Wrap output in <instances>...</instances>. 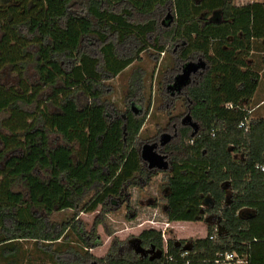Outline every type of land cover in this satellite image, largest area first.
Listing matches in <instances>:
<instances>
[{"label": "trees", "instance_id": "16d2710c", "mask_svg": "<svg viewBox=\"0 0 264 264\" xmlns=\"http://www.w3.org/2000/svg\"><path fill=\"white\" fill-rule=\"evenodd\" d=\"M172 7V0L149 11L131 0H0V72L16 77L15 84L0 81V264L30 261L23 242L55 262L69 254L82 264H182L179 253L189 247L190 264H216V254L225 251L264 264V172L255 168L264 163V117L251 116L260 76L246 62L264 38V2L195 0L177 24ZM147 50L172 53V76L188 63L199 68L181 96L198 131L192 136L182 124L179 137L163 148L170 162L166 217L203 221L210 215L223 232L210 239L215 230L208 224L204 238L170 237L165 252L162 232L145 229L141 244L161 250V257L120 254L116 247L124 242L115 240L96 258L88 249L101 244L97 227L106 214L119 203L129 210L128 188L160 172L139 155L150 100L135 112L105 97L106 82ZM140 71L126 97L142 101ZM245 118L247 131L238 127ZM33 178L64 188L72 216L53 221L55 208L32 198ZM15 187L25 189L18 200ZM98 206L86 230L78 216ZM171 254L177 261H168Z\"/></svg>", "mask_w": 264, "mask_h": 264}, {"label": "rangeland", "instance_id": "374dc122", "mask_svg": "<svg viewBox=\"0 0 264 264\" xmlns=\"http://www.w3.org/2000/svg\"><path fill=\"white\" fill-rule=\"evenodd\" d=\"M116 1V0H110ZM135 6L142 11H149L153 8L157 2L162 3L165 0H131ZM195 0H172L173 14L175 16L176 24L182 19L190 16V7ZM235 5H242L250 1H263L264 0H230ZM166 18L172 16V11H168L165 15ZM194 61V60H192ZM173 65L172 53L166 52L156 54L154 50H147L141 54V59L135 62L132 66L127 68L116 78L110 79L106 82L108 85L105 97L112 103L117 105L119 109H124L125 106L130 104L132 109L137 112H142V106L146 107L150 100V108L148 118L140 132L139 149L146 142L159 143L160 137L163 133L171 135L169 142L175 141L179 137V128L182 125V120L188 114L181 97L184 93L171 94V90L167 89L173 84L172 75H170L169 67ZM140 69L143 75V88L138 93L143 95V100L126 97V93L129 89V83L134 71ZM181 69L174 73L175 76L181 73ZM193 74V75H192ZM196 77L194 73L190 74L189 84L195 83ZM0 81L5 84H15L16 77L14 74L9 73L7 70L0 72ZM178 96V97H175ZM178 98V99H176ZM261 111V110H260ZM258 110L254 109L251 112V116L254 118L258 116ZM4 117V114L0 113V120ZM193 121V120H192ZM184 125V124H183ZM190 128L192 133L193 128L186 124ZM154 137V139H152ZM167 142V143H169ZM166 143V144H167ZM165 144V145H166ZM164 145V146H165ZM162 146H158L161 148ZM169 172L160 171L153 175L148 183L144 186V179L139 178L137 185L128 188L130 196L129 210L125 207V203L118 204V208H112L105 216L106 220L104 224H100L97 227V233L99 235L101 244L89 248L88 251L96 258L105 257L115 240L119 243H123L121 249L116 252L123 254L126 251H131L133 247L128 246L130 241H134L144 229H156L162 232L163 242L165 239L171 236L178 239L173 233L170 226L166 227V182ZM31 193L34 201L43 203L50 207L55 208L51 215L53 221H61L67 219L73 214V210L69 207L65 199L66 191L58 183L50 182L47 185H41L36 179H30ZM139 184V185H138ZM25 189L15 187L13 189V198L18 200L20 197L18 192H24ZM231 191L228 189V195ZM101 211V207L98 206L95 211L79 214V219L84 222L86 230L91 228L93 220L97 214ZM216 217L206 215L203 221L191 222L188 225L175 227L176 232L186 240H192L196 237H190L195 234L203 235L205 232V226L208 224L217 225ZM163 233L165 237H163ZM56 244H54L55 246ZM23 247L31 253L32 259L30 261H24L23 264H37L38 262H44V264H82L79 263L76 257L69 254L60 255L59 262L52 261L47 255L36 252L34 250L32 242H23ZM61 249V248H59ZM92 264V263H90ZM97 264H101L98 262Z\"/></svg>", "mask_w": 264, "mask_h": 264}, {"label": "water", "instance_id": "95a60500", "mask_svg": "<svg viewBox=\"0 0 264 264\" xmlns=\"http://www.w3.org/2000/svg\"><path fill=\"white\" fill-rule=\"evenodd\" d=\"M194 64H186L182 70L181 73L178 74L174 78V82L172 87H176L179 89L181 86L185 85L188 82V79L190 77V74L193 69H195ZM184 124H189L192 128L193 131L191 133L192 136H194L197 131H198V125L196 122L192 121L190 113H188L185 118L183 119ZM171 139V135L168 133H163L160 137L159 143L157 142H146L144 143L140 149H139V155L143 162L146 164L147 168L150 170H157V171H168L170 169V163L168 160V155L166 153H162L158 151V146H164L167 142H169ZM134 241L138 244V249H136V252H141V253H154V255L150 256V259L152 260L153 258H158L162 256V251L161 250H155L153 246L144 249L141 245L140 239L135 238ZM185 249L189 247H184ZM92 264H97L93 262Z\"/></svg>", "mask_w": 264, "mask_h": 264}, {"label": "crops", "instance_id": "0c3cea01", "mask_svg": "<svg viewBox=\"0 0 264 264\" xmlns=\"http://www.w3.org/2000/svg\"><path fill=\"white\" fill-rule=\"evenodd\" d=\"M250 2H252V1H250ZM246 62L249 65L255 67L258 70V73H259V76H260V78H259V86L257 88L258 90H257V93H256V97L254 99L255 102H253V108L251 109V111L254 110V109H257L258 110V112H257L258 116L257 117H264V38L263 39H259V40H257L254 43V47L249 52V55L246 58ZM165 193L167 194V187L165 189ZM165 209H166V207H165ZM191 222H198V221H184V220L169 221L167 219V217H166V222L165 223H166V227L170 226L172 228L173 233L178 238L176 240H180V239H184V238H187V237L180 236L176 232L177 228H175V227L176 226L180 227V226L188 225ZM140 233H138V235ZM206 233H207V226H205V232H204L203 235L195 234V235L190 236V237H196L195 239L204 238V237H206ZM135 238H138V236L135 237ZM164 246H165V243L163 242V248H164ZM166 247H167V244H166Z\"/></svg>", "mask_w": 264, "mask_h": 264}, {"label": "built area", "instance_id": "2783aa9c", "mask_svg": "<svg viewBox=\"0 0 264 264\" xmlns=\"http://www.w3.org/2000/svg\"><path fill=\"white\" fill-rule=\"evenodd\" d=\"M229 107H231L230 104H228ZM250 119L245 118L242 120L238 127L244 129V131H247L248 129V123ZM255 168L259 169L260 171L264 172V163H256ZM214 233L209 236L210 239H215L218 236L217 228L214 227ZM163 237H165L163 233ZM166 239H165V246L164 251L166 252ZM190 250L188 249H182L179 253V257L181 259H184V262L182 264H190ZM168 261H177V258L173 254L167 256ZM214 262L216 264H247L248 263V257L246 254H239L235 251H225V252H219L216 254V257L214 259Z\"/></svg>", "mask_w": 264, "mask_h": 264}, {"label": "flooded vegetation", "instance_id": "af4514ba", "mask_svg": "<svg viewBox=\"0 0 264 264\" xmlns=\"http://www.w3.org/2000/svg\"><path fill=\"white\" fill-rule=\"evenodd\" d=\"M185 66V65H184ZM183 66V67H184ZM182 67V68H183ZM195 73L194 74H196V73H199V68H197V69H195ZM192 73V72H191ZM193 75V74H192ZM176 76L174 75V76H172V79L171 80H173V82H174V78H175ZM189 84V79H188V82L185 84V85H183V86H181L179 89H177L176 87H172V85H170L167 89H170L171 90V94L173 95V94H179L180 95V93H183L182 92V90L183 89H185L186 88V86ZM175 97H178V96H175ZM181 97V96H180ZM176 99H178V98H176ZM189 113V112H188ZM182 124H184L183 123V120H182ZM184 125H186V124H184ZM164 146L163 147H161V148H158V151H160V152H162V153H164ZM170 163V162H169ZM219 225V224H218ZM220 226V225H219ZM214 227H216L217 228V232L218 233H222L223 231H222V229H221V226L218 228V226L217 225H214ZM142 245V244H141ZM128 246H130V247H133V249H131L132 251H134L137 255H139L140 257H149L150 258V256H152V255H154V253L155 252H153V253H149V252H146V253H141V252H136L135 250L136 249H138V244L136 243V241H130L129 242V245ZM142 247L144 248V249H147V248H149V247H147V246H143L142 245Z\"/></svg>", "mask_w": 264, "mask_h": 264}]
</instances>
